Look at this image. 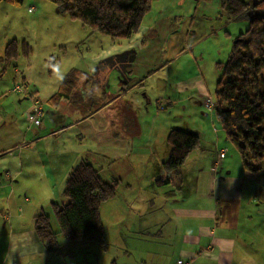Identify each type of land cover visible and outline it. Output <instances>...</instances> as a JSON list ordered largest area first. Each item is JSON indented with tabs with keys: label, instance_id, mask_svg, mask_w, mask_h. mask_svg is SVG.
<instances>
[{
	"label": "crops",
	"instance_id": "obj_1",
	"mask_svg": "<svg viewBox=\"0 0 264 264\" xmlns=\"http://www.w3.org/2000/svg\"><path fill=\"white\" fill-rule=\"evenodd\" d=\"M141 35L139 29L127 42L107 39L95 57L96 67L80 69L73 85H61L46 98L40 124L24 128L19 119L26 109L0 104V236L5 232L0 264H26L30 256L38 258L37 264H48V250L34 232V216L52 202L65 201L63 185L80 160L97 168L105 181L117 180L108 211L115 224L123 222L116 229L125 237L122 247H141L130 264H177L179 259L187 264H264V171L244 169L224 131L213 125L214 111L200 106L205 100L194 103L207 127L195 121L156 127L151 116L162 100L141 98L138 60L127 52ZM184 52L160 67L174 68ZM187 59L194 64L192 57ZM198 71L193 68L175 79V93L193 89L202 97L206 84ZM175 93L168 102L184 99ZM173 127L196 133L200 145L170 170L164 162L170 150L166 136ZM220 149L225 155L218 158ZM187 158L192 159L188 166ZM196 163L193 175L185 170L179 177L184 166ZM134 215L138 220L133 221ZM131 227L147 234L144 243L131 240Z\"/></svg>",
	"mask_w": 264,
	"mask_h": 264
},
{
	"label": "rangeland",
	"instance_id": "obj_2",
	"mask_svg": "<svg viewBox=\"0 0 264 264\" xmlns=\"http://www.w3.org/2000/svg\"><path fill=\"white\" fill-rule=\"evenodd\" d=\"M218 4L219 0H152L151 8L140 26L142 35L127 51L138 60L136 68L143 77V85L139 87L141 98L146 101L148 97L162 100L151 116L152 120H156V127L161 130L179 124L188 126L193 121L207 127L206 119L200 117L201 111L194 102L201 99L203 102L208 97L213 103L216 102V84L223 75V63L228 58L237 35L249 25L247 16L228 17ZM216 9H220L217 14ZM11 39L19 41L20 49L23 48L21 42L24 41L30 50L27 55L20 51L17 57L6 62L1 57L5 45ZM107 39H110L109 36L99 32L89 34L87 26L59 12L50 0H21L16 3L0 0V104L6 103L8 107H16L19 111L25 108L26 113L20 117L19 123L27 128L32 123L29 114L33 111L35 101L39 106L47 108L50 98L47 101L46 98L61 86L63 78L67 76L68 84L73 85L80 69L95 65V57ZM144 39L145 43H142ZM183 50L185 52L174 62V68L160 67L161 62ZM190 57L194 59V64L188 61L187 58ZM193 68L199 70L198 74L206 84L202 97L201 92L193 89L175 93V79H183ZM21 73L25 76L24 80L20 77ZM16 83H26L29 95L11 91ZM32 85L37 86L36 91L31 88ZM170 93L184 99L176 104L168 102ZM21 95L29 97L24 99ZM153 103L154 99L151 100V104ZM200 106L207 111L212 110ZM213 125L220 131L223 130L216 119L213 120ZM204 140L202 135V141ZM228 144L232 149L235 148L229 141ZM234 151L239 155L235 149ZM163 153L164 149L160 154ZM191 160L187 158L185 164L188 166ZM148 162L150 161H146ZM187 166L182 168L179 177L184 175L185 170L190 177L195 172L194 167H198L197 163L190 169ZM107 169L109 170L108 167ZM171 188L173 189L172 186ZM182 188L185 191V187ZM64 200L66 202L67 198L64 197ZM0 202L2 206V201ZM47 213L53 230L58 231L59 226L52 209ZM100 215L104 226V245L92 240L67 242L58 233L60 248L57 252L49 253L48 264H111L113 261L117 264H130L132 259L138 258L141 250L139 245L132 249L122 247L120 240L125 237L116 229L122 227L123 222H113L107 200L100 205ZM134 220H138L135 215ZM129 235L135 244L141 241L144 243L147 238V234L141 231L134 232L133 227ZM4 236L5 232L0 238L4 239ZM28 259L31 261L27 260L26 264L38 263L36 256Z\"/></svg>",
	"mask_w": 264,
	"mask_h": 264
},
{
	"label": "trees",
	"instance_id": "obj_3",
	"mask_svg": "<svg viewBox=\"0 0 264 264\" xmlns=\"http://www.w3.org/2000/svg\"><path fill=\"white\" fill-rule=\"evenodd\" d=\"M50 1L59 12L87 26L89 34L99 32L116 43L128 40L139 31L152 4V0ZM219 6L228 17L247 16L249 25L233 42L223 63V75L216 84V103L212 101L213 106L208 109L214 111L226 139L240 155L244 169L258 174L264 171V0H219ZM21 45L20 49L18 40H9L1 58L9 62L20 51L27 55L29 46L24 41ZM68 83L66 76L61 85L68 87ZM166 140L170 150L164 166L170 170L178 168L200 145L196 133L177 127L169 129ZM117 184V180L105 181L99 170L86 160L76 163L62 190L66 202H52L48 210L34 216L35 235L48 253L59 250L58 233L67 242L92 240L104 245L100 205L115 196ZM50 209L58 231L53 230L50 215L46 214Z\"/></svg>",
	"mask_w": 264,
	"mask_h": 264
},
{
	"label": "built area",
	"instance_id": "obj_4",
	"mask_svg": "<svg viewBox=\"0 0 264 264\" xmlns=\"http://www.w3.org/2000/svg\"><path fill=\"white\" fill-rule=\"evenodd\" d=\"M31 9H33V7H31ZM26 86H27L26 83H22V84L16 83L13 86L11 91H13L14 93H18V94L29 95V91L26 89ZM204 105L207 108H212V106H213L212 100L208 97L207 99H205ZM41 116H42V108H41V106H39L38 102L35 101L34 106H33V111L29 114V119L31 120V122H33L35 124H39ZM216 154H217L218 158H221L224 156L225 150L220 149L216 152ZM177 264H187V262L179 259L177 261Z\"/></svg>",
	"mask_w": 264,
	"mask_h": 264
}]
</instances>
